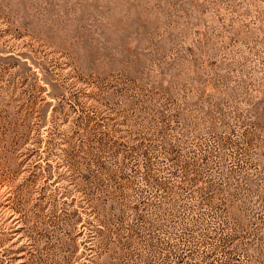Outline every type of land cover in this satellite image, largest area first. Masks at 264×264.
<instances>
[{"label":"rangeland","instance_id":"rangeland-1","mask_svg":"<svg viewBox=\"0 0 264 264\" xmlns=\"http://www.w3.org/2000/svg\"><path fill=\"white\" fill-rule=\"evenodd\" d=\"M0 264H264V0H0Z\"/></svg>","mask_w":264,"mask_h":264}]
</instances>
